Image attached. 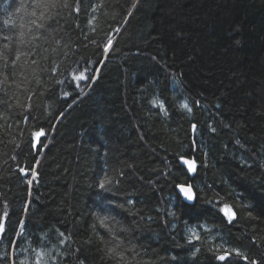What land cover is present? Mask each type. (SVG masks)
Segmentation results:
<instances>
[{"label":"trees","instance_id":"16d2710c","mask_svg":"<svg viewBox=\"0 0 264 264\" xmlns=\"http://www.w3.org/2000/svg\"><path fill=\"white\" fill-rule=\"evenodd\" d=\"M32 2L0 0V26L10 18L18 33ZM68 2L38 42V66L22 58L0 84L8 117L0 119V213L9 212L0 253L15 240L16 264H33V248L52 250L55 264H116L100 241L108 233L97 217L108 215L139 264H220L210 250L220 244L264 264V0H81L78 14ZM84 68L95 79L80 82L81 91L72 75ZM185 101L191 116L179 107ZM39 128L47 136L36 151L30 136ZM181 155L197 161L191 178ZM20 167L38 174L31 185ZM105 176L110 191L99 188ZM177 182L193 184L194 207ZM224 204L237 214L231 224ZM193 227L202 239L189 245ZM61 231L71 236L64 246Z\"/></svg>","mask_w":264,"mask_h":264},{"label":"snow or ice","instance_id":"6c2138e0","mask_svg":"<svg viewBox=\"0 0 264 264\" xmlns=\"http://www.w3.org/2000/svg\"><path fill=\"white\" fill-rule=\"evenodd\" d=\"M80 3L81 0H76L75 6L73 10L78 14L80 12ZM32 8L31 12H26L25 15L27 16V19L25 20L23 17L22 22L19 24V31L14 32V30L17 28V25L15 21L12 19H6L3 21L2 26H0V31L7 32L8 34H5L2 36V40L4 43L2 44V47H0V61L3 63L0 64V77H3L2 80H0V84H5L8 82L10 77H15L17 75L15 69L18 66V63L24 59L25 65L28 67H31L33 65L38 66V60L35 58L36 56L40 55L38 52V49L41 48V45L38 43L40 41H47L49 37L51 36V24L49 21H52L57 15H59V9H66L68 8L69 2L68 0H33L32 4L30 5ZM25 9V5L21 4L19 8L16 9L17 12L22 11ZM95 11V8L92 9ZM92 20H95V17L92 18ZM92 20L89 21V24L92 23ZM95 31V29H93ZM115 31L118 33L120 31L119 28L115 29ZM113 41L111 39H108L107 43L103 45V52L107 55L110 52V49L112 48ZM43 51H47V49H43ZM29 57H32L29 63ZM41 59L47 60L46 56H42ZM23 67V66H22ZM33 74L35 75L36 69H32ZM93 70H90L88 68H84L83 70L74 73L72 75V80L76 82V87L81 88L80 82H91L95 77L90 75V72ZM53 74H55L56 69H52ZM19 75L22 78L24 77L23 71L19 73ZM15 82V81H14ZM37 83H39V79H37ZM57 83H63V81H57ZM18 87L20 85H17ZM81 91L83 89L81 88ZM63 95L67 97L70 95L68 92H64ZM28 99H31V96L28 97ZM7 103L5 100L0 98V104ZM151 104L153 107H158L161 112L164 113L165 116L168 115L167 108L165 103L162 100L154 98L151 101ZM17 106H22L25 108V110H29L31 108V105H20V102L17 101ZM197 106H199V102H197ZM8 107H11V105H8ZM179 107L181 110H185L190 116L193 114V107L189 105V103L181 102L179 104ZM0 119L7 120L8 117L0 113ZM25 121H27V117L24 118ZM191 130L193 134L197 131V124L192 123L191 124ZM212 131H215V129H212ZM47 133L43 128H39L37 130H34L31 133L30 140H31V147L32 149H35L36 151H39L42 145V138L46 137ZM19 147V146H17ZM15 159V157H13ZM179 165L184 169V175L191 178L198 170L197 161L195 158H189L186 156H179L178 159ZM19 172L23 176H28L31 174L32 179L27 180V184L31 185L33 183V180L38 175L33 169H29L27 167H20ZM112 183V180L105 176L103 179L99 181V188L105 191H110L108 188V185ZM175 188L178 190L179 195L187 202H190L189 206L194 207L195 203L198 200L197 192L194 189L193 184L191 183H175ZM129 204L134 203L133 201L129 200ZM209 203H212L209 201ZM123 207V205H121ZM219 212L222 214L224 218L228 221V223H232L233 220L236 219V212L232 205L230 204H224L219 207ZM169 215H175V213H169ZM251 215V213H249ZM9 219V212L4 211L0 213V243L3 242V240L6 237L7 234V220ZM99 224L101 227H103L106 232L108 233L107 239L104 236H100V241L102 244H104V252L105 256L108 259H112L116 262V264H139V261L136 259V254L134 253L135 245L126 246L124 239L117 235V232L113 230V228L109 227L107 221L114 219L113 217H110L108 215L104 216H98L97 217ZM151 219V217H149ZM20 230L17 233V235L22 236L23 235V221H20ZM199 227L204 228L203 225H200ZM205 231H211L210 229L204 228ZM124 231H127L124 229ZM59 237L61 238L59 240V244L61 246H64L67 243L71 242V236L66 235L64 232L58 233ZM99 235V234H98ZM202 237L200 235V232L197 231V228H189L188 229V236H187V244L194 245L195 242L201 241ZM131 242L129 241V244ZM9 248L11 251L7 253H0V260H4L5 256H7L9 264H16L15 261V255H16V241L12 240L9 244ZM211 251L218 252L220 254L216 255L215 259L220 262V264H230L233 257L239 258L240 261L243 262V264H260V261L257 259H250L249 256L242 252L239 249H229L227 246L220 244L216 245L213 249H210ZM23 251L27 252L28 249H24ZM32 252L34 253V261L33 264H48L47 257H51V260L53 261V264H55L56 256L52 255V250H45V249H32ZM200 252L199 247H194L191 251V255L193 258L197 256V254ZM129 253H133L132 255H129ZM57 256L61 255L59 251H57ZM175 259V257H173ZM19 264H28V258L25 257V259L20 260ZM81 264H83V261H81Z\"/></svg>","mask_w":264,"mask_h":264},{"label":"bare ground","instance_id":"6f19581e","mask_svg":"<svg viewBox=\"0 0 264 264\" xmlns=\"http://www.w3.org/2000/svg\"><path fill=\"white\" fill-rule=\"evenodd\" d=\"M190 158H191V157H190ZM189 183H191V182H189ZM194 189H195V188H194ZM203 222H204V221H203ZM203 222H202V223H203ZM206 226H207V228L209 227L208 225H206ZM200 229H201V228H200ZM207 232H209V231H207ZM207 236L210 237L209 235H207Z\"/></svg>","mask_w":264,"mask_h":264},{"label":"water","instance_id":"95a60500","mask_svg":"<svg viewBox=\"0 0 264 264\" xmlns=\"http://www.w3.org/2000/svg\"><path fill=\"white\" fill-rule=\"evenodd\" d=\"M192 184V183H191ZM190 203V202H189Z\"/></svg>","mask_w":264,"mask_h":264}]
</instances>
